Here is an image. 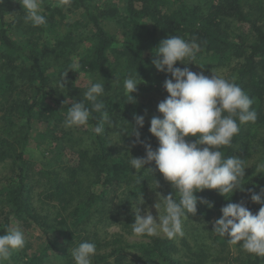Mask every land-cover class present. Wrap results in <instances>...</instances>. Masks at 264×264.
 <instances>
[{
	"label": "trees",
	"instance_id": "16d2710c",
	"mask_svg": "<svg viewBox=\"0 0 264 264\" xmlns=\"http://www.w3.org/2000/svg\"><path fill=\"white\" fill-rule=\"evenodd\" d=\"M248 3L249 0H123L121 7L107 1L72 0L71 6L62 7L58 0H42L47 24L33 27L24 22L18 0H3L0 3V161L12 159L13 168L0 186V235L13 227L15 221L39 229L49 238L60 230L67 234L79 232L92 216L105 212L107 194L121 186L126 187V192L119 200V208L126 211H130L137 195L143 194L145 198L160 190L165 196L173 194L178 199V193L158 169L154 173L147 169H155L154 161L139 173L129 163L131 156H146L140 141L150 143L153 149L159 146L157 138L149 132L150 121L145 120L144 127L139 129V140L131 131L134 114L146 117L150 109L146 101L148 92L171 78L170 73L157 70L151 61L161 40L172 35L199 44L195 61L199 65L188 64L205 71L228 67L227 79L238 84L253 100L256 121L240 125L232 144L221 148L225 157H238L246 166L253 152L264 147V137L257 135L264 128V13L258 17L251 5L246 9ZM77 15L79 19L68 21ZM107 20L122 26L121 38L105 29ZM75 25L81 27L78 36ZM61 28L65 29L64 35ZM84 30L89 31L86 37L90 44L80 54L78 67L102 76L105 95L101 99L112 126L105 124V132L95 134L92 129L102 116L92 112L88 128L71 127L80 134L77 146L69 151L73 165L66 177L54 179V190L49 196L57 204L43 203L45 208L40 209L33 202L35 166L25 151L33 139L35 122L46 124L51 130L63 129L71 104L83 99L86 88L76 86L74 70L68 71L66 87L60 89L55 84L73 64L75 54L71 46L75 38L76 42L81 40ZM175 66L183 68L185 64L178 61ZM129 75L141 82L132 93L134 102L124 97L123 84ZM87 106L91 108L90 104ZM247 178L241 182L243 190L229 194L230 198L214 189L197 192L212 207L198 202L197 213L189 214V218L218 219L222 216L221 208L230 202H243L253 214L258 213L262 205L252 202L249 190L259 193L264 188V173L254 175L251 180ZM157 181L159 187L153 189ZM212 231L215 244L224 247L230 244L227 237L214 232V227ZM49 243L50 239L44 250L49 249ZM132 247L139 252L141 264H183L172 255L173 239L149 237L147 243ZM122 253L120 249L116 263L122 261ZM39 258V253L34 254L26 264H33ZM92 264H111V261L108 254L97 253ZM243 264H264V257L248 253Z\"/></svg>",
	"mask_w": 264,
	"mask_h": 264
},
{
	"label": "clouds",
	"instance_id": "9594fccd",
	"mask_svg": "<svg viewBox=\"0 0 264 264\" xmlns=\"http://www.w3.org/2000/svg\"><path fill=\"white\" fill-rule=\"evenodd\" d=\"M18 2L23 8L25 23L33 27L46 26L47 17L43 12L42 0ZM71 3L72 0H58L62 7L71 6ZM155 49L151 63L157 70L171 74V78L166 79L163 85L169 95L157 106L162 115L153 116L150 120L149 132L157 138L159 146L153 149L150 143L140 141L145 146L146 156H131L129 163L139 173L146 169L145 165L154 161L155 169H147L153 173L158 169L178 193V199L173 194L165 196L157 192L158 200L154 205L158 211L156 217L150 208H141L145 203L144 196L137 195L135 202L132 201L135 217L132 234L137 238L175 239L185 235L183 222L189 218V214L197 213L198 202L212 207L207 200L198 197L197 192L214 189L230 198L236 190H243L241 182L245 178L246 167L242 159L225 157L221 148L232 144L234 136L240 131V125L254 123L257 113L252 108L253 100L235 82L216 72L209 77L203 72H193L188 67L175 66L178 61L183 64L195 63L200 46L194 40L189 42L179 35H172L161 40ZM77 67L75 63L71 64L55 86L60 89L66 87L68 71H78ZM140 83L132 75L125 78L123 87L126 101H135L132 93L138 90ZM104 95L103 83H90L83 91V99L71 104L64 126L87 127L92 112H98L102 119L92 131L97 135L103 134L105 124L112 126V119L101 99ZM134 120L131 132L139 140V129L144 127L145 117L134 114ZM189 137H195V140ZM158 187L159 181L152 188ZM249 191L252 193V202L262 205L258 213L253 214L243 202H230L221 208L222 216L214 221V232L227 237L230 244H239L243 251L264 257V188L259 193ZM25 245L24 232L19 227H10L5 234L0 235V264H5L13 252L23 249ZM70 254L75 264H92L97 246L84 241L72 248Z\"/></svg>",
	"mask_w": 264,
	"mask_h": 264
},
{
	"label": "rangeland",
	"instance_id": "374dc122",
	"mask_svg": "<svg viewBox=\"0 0 264 264\" xmlns=\"http://www.w3.org/2000/svg\"><path fill=\"white\" fill-rule=\"evenodd\" d=\"M98 2L117 3L122 7L123 0H95ZM197 1V0H195ZM252 10L261 17L264 13V0H249L246 9ZM79 19L78 15L69 17L68 21L74 22ZM105 29L117 38L122 37V26L114 20L104 22ZM77 26H74V29ZM78 28L81 29L79 26ZM76 28V36H78ZM61 34L64 35L65 29L61 28ZM83 30V29H82ZM85 34L79 42L74 39L73 63L78 66V58L82 52L86 51L90 44L87 40L89 31L84 30ZM193 72H203L211 77L216 72L225 78L229 77V70L226 66H220L209 71H205L196 65L185 64ZM54 68H52L53 70ZM73 71L74 82L80 88H87L90 83L104 81L102 76L98 77L91 72L81 70L77 67ZM161 84L160 88H154L148 92L146 101L150 103V109L146 114V121H150L153 116L162 115L158 112V104L169 94ZM83 127V126H82ZM76 128V127H75ZM75 128H66L51 130L46 124L34 123L33 139L28 145L25 156L34 163L35 170L32 177L33 202L40 209L47 205H56L57 200L50 198V192H53L55 178L68 175V170L73 162L69 159L70 148L77 146L76 142L80 134ZM88 128V127H83ZM257 135L264 137V128L259 129ZM260 148V149H259ZM253 152L252 157L246 164L245 177L252 179L254 175L264 173V147H259ZM12 159L0 161V186L4 180L11 175ZM126 192V187L121 186L107 194L106 209L92 216L91 219L81 227L76 233L67 234L60 230L54 233L51 238L44 235L39 229L29 228L22 222L15 221L13 227H19L25 234L26 245L23 249L13 252L10 259L5 264H26L32 255L39 253L40 258L34 260L33 264H66L68 261H74L71 256V249L78 246L79 243L88 241L97 246V253L109 255L111 264H141L138 260L139 252L133 245L147 243L149 237L137 238L132 234V223L135 222L132 206L130 211L119 208V200ZM157 192L150 193L144 198L145 203L141 205L144 210L151 209L152 214L158 217V211L154 205L158 200ZM43 207V208H41ZM109 207V209H108ZM108 210V212H107ZM46 212V210H44ZM215 216L211 219L188 218L183 222L185 235L177 237L174 240L175 250L172 255L179 259L183 264H243L248 258V253L243 251L239 244H229L224 246L215 244L212 228L214 227ZM0 224L2 216L0 215ZM50 239V247L44 250L43 247ZM123 250L120 258L122 261L116 263L115 258L119 250ZM67 259V260H66Z\"/></svg>",
	"mask_w": 264,
	"mask_h": 264
}]
</instances>
